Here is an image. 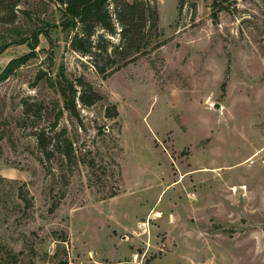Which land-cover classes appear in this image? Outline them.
<instances>
[{
  "label": "rangeland",
  "instance_id": "rangeland-1",
  "mask_svg": "<svg viewBox=\"0 0 264 264\" xmlns=\"http://www.w3.org/2000/svg\"><path fill=\"white\" fill-rule=\"evenodd\" d=\"M146 1L158 28L104 75L70 47L56 0H0V73L31 55L0 81L7 264H264V0L217 20L214 0ZM63 75L101 99L71 113ZM58 115L70 161L37 142Z\"/></svg>",
  "mask_w": 264,
  "mask_h": 264
},
{
  "label": "trees",
  "instance_id": "trees-1",
  "mask_svg": "<svg viewBox=\"0 0 264 264\" xmlns=\"http://www.w3.org/2000/svg\"><path fill=\"white\" fill-rule=\"evenodd\" d=\"M64 8L67 16L62 23L65 30H70V47L82 56H90L97 71L104 75L112 74L137 58L139 51L147 44L146 36L150 29L158 28L156 10H151L146 0L129 2L126 0H56ZM235 0H214L212 3V17L218 19V12L227 9ZM114 8V14L111 11ZM118 28L120 30L118 31ZM100 30L114 35L119 32L120 43L109 41ZM44 32V31H42ZM33 30L27 37V44L32 52L38 47L40 34ZM49 38V34H46ZM26 40V39H25ZM23 42H26V41ZM0 47V54L3 51ZM30 53L11 59L0 73V81L8 78L21 64L28 61ZM62 94L65 108L77 114V104L93 105L101 99L92 85L80 77L76 84L66 76H62ZM64 84V85H62ZM78 84V85H77ZM80 87V89H78ZM29 103L25 104V112H30ZM117 114L115 105L108 108V116ZM53 135L47 136V131L42 129L36 132L38 145L48 158L58 152L66 160L73 157V145L66 130H59V115L51 126ZM22 190V189H21ZM26 198L23 190L20 192ZM65 240V239H64ZM0 264H7L5 259H0Z\"/></svg>",
  "mask_w": 264,
  "mask_h": 264
},
{
  "label": "water",
  "instance_id": "water-1",
  "mask_svg": "<svg viewBox=\"0 0 264 264\" xmlns=\"http://www.w3.org/2000/svg\"><path fill=\"white\" fill-rule=\"evenodd\" d=\"M217 107H219V106H217Z\"/></svg>",
  "mask_w": 264,
  "mask_h": 264
}]
</instances>
